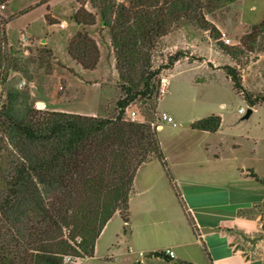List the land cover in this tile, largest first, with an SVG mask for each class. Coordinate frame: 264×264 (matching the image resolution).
I'll return each mask as SVG.
<instances>
[{"label": "trees", "instance_id": "1", "mask_svg": "<svg viewBox=\"0 0 264 264\" xmlns=\"http://www.w3.org/2000/svg\"><path fill=\"white\" fill-rule=\"evenodd\" d=\"M237 1H91L110 31L123 93L118 112L100 118L39 111L29 104V92L8 94L0 110V264H64L67 256L93 257L115 214L122 212L124 222H130L128 206L138 176L153 159L161 161L185 207L161 146L160 125L129 120L126 111L137 102L160 99L164 71L189 58L180 51L164 65L153 62L160 39L181 21L209 32L221 51L239 61L243 50L221 43L222 33L207 18ZM73 20L78 26L96 24L85 5ZM261 33L264 21L244 41ZM69 53L84 70L98 67L99 47L85 30L71 39ZM224 69L251 110L264 103V98H254L244 88L238 68ZM222 124L221 116L211 115L193 123L192 129L216 133Z\"/></svg>", "mask_w": 264, "mask_h": 264}, {"label": "rangeland", "instance_id": "2", "mask_svg": "<svg viewBox=\"0 0 264 264\" xmlns=\"http://www.w3.org/2000/svg\"><path fill=\"white\" fill-rule=\"evenodd\" d=\"M91 1L0 0V110L8 94L17 90L29 92V104L39 111L80 115L96 112L95 117L100 118H112L117 114V102L123 93L116 56L109 28L102 25L99 9L93 7ZM2 5L6 9H1ZM81 5L95 15V25L77 29L73 16ZM207 18L222 33L221 43L243 50L239 61L221 51L209 32L181 21L160 39L153 62L155 66L164 65L170 56L180 51L189 58L182 59L183 62L172 70L164 71L160 99L131 105L126 117L163 126L158 135L171 163L178 160L180 152L191 148L192 155L193 149L204 150L209 145L223 146L225 158L229 159L232 155L227 154L238 144L237 155L251 166L264 160V103L252 108L256 112L250 119L243 120L251 107L244 96L234 90L224 67L238 68L244 88L254 98H264V33L256 35V39L249 36L244 41L253 28L264 21V0H239ZM60 23H65L66 28H60ZM80 30L88 32L100 50L104 69L93 78H85L71 67L80 65L69 53V35L75 33L73 38ZM22 32L31 36L33 42L32 55L27 57L19 43ZM223 36L230 39V44ZM249 50L257 51L250 53ZM23 80L26 86L20 88ZM240 109L246 114L240 115ZM166 112L173 116L177 127L162 120ZM211 115L224 117V135L210 136L192 129L193 123ZM168 163L171 164L169 160ZM164 171L159 159L146 164L138 176L136 193L129 202V224L124 222L122 212L115 214L94 256L86 258L84 264H137L138 255L130 254L131 250L147 252L148 247H174L178 236L183 241L189 240L188 217L178 197L176 199L175 190L171 191L163 181ZM220 199L211 195L207 198L216 204H220ZM259 223L264 234V215ZM258 254L264 259V245ZM151 257L156 258L148 254L145 264H169Z\"/></svg>", "mask_w": 264, "mask_h": 264}, {"label": "crops", "instance_id": "3", "mask_svg": "<svg viewBox=\"0 0 264 264\" xmlns=\"http://www.w3.org/2000/svg\"><path fill=\"white\" fill-rule=\"evenodd\" d=\"M74 34L69 35V45ZM182 62L183 60L176 65ZM102 65V60H100L95 70H84L78 65L71 67L77 74L85 78H93L104 69ZM96 84L100 85L101 83ZM255 112L256 109L253 114ZM166 114L172 116L168 112ZM86 115L97 116V113ZM222 119L223 124L216 133L199 132L216 137L224 135V117ZM162 128L163 126L160 125L159 129ZM237 138H234V141L237 142L235 140ZM239 148L238 144L234 145L233 150L227 154L232 155L229 159L225 158L226 152L221 145L214 147L209 145L199 151L193 149L195 153L192 155L190 148L180 152L178 160L172 161V163L170 156L165 154L171 163L169 166L185 203V207H180L188 214L187 227L190 238L188 241H183L182 237L178 236L174 247L170 248L151 249L148 247L147 252L144 251L147 255L167 250L175 253L173 258L166 255L165 257H151V259L166 261L169 264H264L263 256L258 254L264 241L259 243V250L252 253L251 246L245 244L233 232V230H241L250 236L263 234L259 222L264 215V160L249 166L245 158L237 155ZM255 175L259 179H256ZM162 179L172 191L171 182L165 171ZM209 195L220 197V204H216V201L210 203L207 200ZM191 196H194V201H191ZM130 236L133 238L134 233L131 232ZM100 238L95 252L98 249ZM130 254L137 256L138 252L131 250ZM137 259L138 256L135 261Z\"/></svg>", "mask_w": 264, "mask_h": 264}, {"label": "built area", "instance_id": "4", "mask_svg": "<svg viewBox=\"0 0 264 264\" xmlns=\"http://www.w3.org/2000/svg\"><path fill=\"white\" fill-rule=\"evenodd\" d=\"M117 1L118 2H124L125 0H117ZM1 9H6V6L5 5H2L1 6ZM58 25L62 29H65L66 28V24L65 23H60ZM223 37H224L223 40L227 44H230V39L226 38V36H223ZM19 43H20V47H21V50H22V53H23L24 56L27 57V56L32 55L31 47H32L33 42H32L31 36H29L27 33L22 32L21 35H20V38H19ZM43 44H46V43H43ZM24 86H26V81L25 80H23L20 83L19 87L22 88ZM239 114L240 115H245L246 112H245L244 109H240L239 110ZM162 120L164 122H166L167 124H170V125H173V126H176L177 125L175 119L172 116H170V115H168L166 113H164L162 115ZM165 254L167 256H169V257H172V258L175 256V253L173 251H171V250H167L165 252ZM137 255H138L137 264H145L144 260H145V258L148 257V255L145 252H138ZM86 258H88V257H86ZM86 258L83 259V258H77V257H74V256H67L65 258L64 264H83L84 263V260Z\"/></svg>", "mask_w": 264, "mask_h": 264}, {"label": "water", "instance_id": "5", "mask_svg": "<svg viewBox=\"0 0 264 264\" xmlns=\"http://www.w3.org/2000/svg\"><path fill=\"white\" fill-rule=\"evenodd\" d=\"M253 114V110H248L247 114L243 117V120H248L251 118ZM235 234H237L240 239L245 243L251 246V252L253 253L255 250L258 249L259 243L264 241V234L260 236H250L246 234L244 231L241 230H233Z\"/></svg>", "mask_w": 264, "mask_h": 264}]
</instances>
